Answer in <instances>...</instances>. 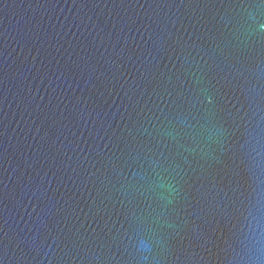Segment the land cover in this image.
<instances>
[{
    "label": "water",
    "instance_id": "1",
    "mask_svg": "<svg viewBox=\"0 0 264 264\" xmlns=\"http://www.w3.org/2000/svg\"><path fill=\"white\" fill-rule=\"evenodd\" d=\"M0 264H264V0H0Z\"/></svg>",
    "mask_w": 264,
    "mask_h": 264
}]
</instances>
